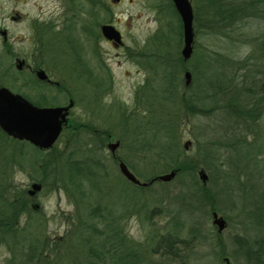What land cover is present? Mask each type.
<instances>
[{
	"label": "rangeland",
	"instance_id": "374dc122",
	"mask_svg": "<svg viewBox=\"0 0 264 264\" xmlns=\"http://www.w3.org/2000/svg\"><path fill=\"white\" fill-rule=\"evenodd\" d=\"M168 4L167 0H120L118 4H113L110 0H97L95 5L100 24H108L122 34L123 44L132 49V58L126 54V49L113 47L106 43L101 35L98 37L97 57L100 62L99 68L102 70L100 88L104 87L105 90H101L102 93L96 105L92 85L84 80L85 83H82L78 78L79 67L75 58L78 56L81 37L83 38V35L80 34L81 30L78 28L81 22L77 18L75 25L68 21L66 23L62 21L63 17L68 19L70 13L76 17L79 15V18L82 19L81 12L89 10L87 0H73L72 3L70 0H0V31L5 32V40L0 35V72L5 69L9 71L6 74L2 73L1 80L5 84L4 87L16 94L25 96L33 94L35 88L31 85L32 76H29L28 70L18 73L15 69L14 59H23L27 63H31L32 39L41 36L44 38L41 58L51 70L52 78L59 81L58 89L63 93L58 95V99L52 101L51 104H66V95L73 100L74 104L70 110L69 121L62 128L52 147L49 150L41 151L36 157L38 159V164L35 165L36 169H31L28 166L22 171L15 169L7 178L10 193L13 192L16 196L22 192L26 194L30 189V184L37 183L36 180H39L43 174L41 170L37 169L42 167L41 162L50 160L48 156L55 157L57 168L53 163L49 168H55L56 171L49 172V174L45 172V185L42 184L40 190L32 196L27 195L28 198L31 197L28 205L33 211L31 217H33L34 224H37L35 235L41 236L40 241L43 236L58 239V242L64 239L62 241V246H64L77 227L78 214L71 197L62 190L52 187L56 174L60 172L62 160L66 162L71 159L95 158L96 161L98 159L108 176L101 182V191L96 197L102 203L110 204L115 215L126 208L128 212L124 214L126 219L122 221V225L128 238L134 242L142 243L149 233L165 232L168 218L157 216L144 222L141 219L143 212L139 209L146 200L153 199L152 203L146 206L147 210H151L162 202H157L159 196H172L177 190L174 179L167 185L164 192L160 191L161 187L158 185L160 182L153 184L150 191L144 187H128L124 184L125 178L119 171L117 163L111 158V150L107 146L118 142L119 146L115 151L117 159L119 158L127 167L129 166L130 173L137 178L139 183H143L144 177L150 172L160 169L161 165L157 166L154 161L148 158L146 144L143 143V139L146 137L145 133L137 136V133L134 132L136 126L143 129L141 125L146 122L147 107H155L152 116L158 121L165 117L176 124L181 147L189 141L187 148H182L184 161L192 159L198 162L201 149L209 148L211 141H221L223 136L219 133H222L224 129L237 131V127L228 126L230 120L227 123L220 110L214 111L209 116L198 114L189 116L179 113V92H177L175 104L171 106L168 103V84L162 82L158 77L161 74V69L159 66H156V71L151 68L157 54L155 50L159 48V51L169 50L179 53L182 47V41L177 46V40L174 37L164 38L165 32L168 30L167 22L170 21L174 32L177 31V23ZM16 15H19L17 20L14 19ZM69 19L71 18L69 17ZM42 25L45 27L43 30L40 29ZM195 30L191 60L197 61L196 64L201 74L195 73L196 87L194 90H196V97L202 98L200 101L205 104L203 106L209 108L214 105L213 89L225 87L226 84L228 86L227 81L230 79L236 89L241 85V82L249 86L253 79L260 78L254 72L253 65H257V69H260L262 61L252 58L256 56L252 44H254V39L264 32V21L249 20L240 29L230 33L229 38L211 34L202 28ZM34 31H36V35ZM204 55L205 63L202 61ZM246 56L249 57L247 66L237 70L236 62H241ZM87 59H90L89 55ZM223 59H227V62L232 64V68L222 65ZM135 61H138L139 64L136 65ZM89 63L92 62L89 61ZM221 71L224 73L220 74ZM198 75L203 78L198 79ZM255 76L256 78H254ZM104 77L107 79V84ZM143 79L147 82H144L140 89L137 88ZM180 84H177L178 91L182 90ZM206 84H209L210 87H207V92H204ZM235 89L230 86L227 94L234 93V97L239 96V94L235 96ZM149 90H155V93L148 96ZM220 92L223 93V91ZM48 96L53 97L54 95ZM214 97H220V94H216ZM260 124L264 126V118L261 119ZM88 127L93 130L89 131ZM142 129L140 130L142 131ZM252 132L253 130L250 133L253 134ZM251 134L250 137L247 136V140L251 138ZM160 138L161 136L157 137L158 142L161 141ZM135 139L136 141H134ZM90 147L94 149V152L90 150ZM243 152L242 150L241 153ZM4 154L5 150L0 145V165ZM25 154L27 159L31 160L34 151L27 148ZM225 156L226 154L221 151L219 159H223ZM263 157L264 155H258V159ZM238 166L234 165L231 173H223L226 178L221 179H217L219 174L217 177L213 174L209 180V175L205 170L201 171L200 166L196 170L195 177L198 184H201V179L198 180L201 171L205 175L204 181L207 178L209 180L206 186L209 189L211 187L217 195L211 199L209 196L208 199L202 201V204L192 203L193 213L190 218H184L185 216L181 218L186 228L194 226L199 233V236L192 238L188 250L177 246L181 255L179 260L184 261V264H225L224 258H227L229 264H247L242 257L241 250H236L238 249L236 241L243 239L248 242L256 236L252 225L245 216L250 211L252 214L254 212L258 215L262 208H259L260 205H258L256 209H253L256 206L248 197L251 192L249 187L245 185L242 188L243 185L239 184H243L244 180L239 176L242 171ZM3 171L0 169V175L5 184L7 172L3 173ZM226 179L225 189L219 190V186L215 184L217 181H226ZM232 180L236 185L232 183ZM210 202L219 209L216 212L217 217L220 216L224 221L220 232L213 224ZM33 204L38 208L32 207ZM167 205L168 209L175 207V204ZM135 212L137 214H133ZM26 223L27 216L20 217L19 227L23 228ZM183 231L186 232V230ZM180 237L186 238L185 233L182 232ZM153 246L152 243L151 247ZM221 251L224 255L220 254ZM7 259L6 250L0 248V264H5ZM149 260L152 264H179L176 261L170 263L157 257H152Z\"/></svg>",
	"mask_w": 264,
	"mask_h": 264
},
{
	"label": "trees",
	"instance_id": "16d2710c",
	"mask_svg": "<svg viewBox=\"0 0 264 264\" xmlns=\"http://www.w3.org/2000/svg\"><path fill=\"white\" fill-rule=\"evenodd\" d=\"M167 1L177 23V31L172 30L170 21L167 22L168 30L165 32L164 38L174 37L178 46L181 42V26L173 6L169 0ZM189 2L193 10L194 35L196 34L195 29L202 28L211 34L229 38L230 33L240 29L249 20L264 21V0H189ZM253 43L256 56L252 58L262 61V67L258 66L260 69H257V65H253L254 72L260 78L253 79L249 86L241 82V85L236 89L232 79L227 81L228 86L226 84L225 87L214 88L212 95L214 105L209 108L203 106L205 104L200 101L202 98L196 97V90H194L196 87L195 73H200L197 61L192 59L183 62L180 54L175 50V52L159 51V48L155 50L157 54L151 66L154 71L157 70L156 66H159V69L164 71L187 70L192 75L190 88L182 87V90L178 91L175 85L173 88L168 87L167 99L171 106L175 104L177 92H179V113L189 116L196 114L209 116L214 111L220 110L227 123L230 120L228 126L237 127V131L224 129L222 133H219L223 136L221 141H211L209 148L201 149L198 162L192 159L184 161L182 159L183 147L179 144L176 124L165 117L158 121L152 116L155 107L152 106V109L147 107L146 122L141 125L143 129L136 126L134 132L137 133V136L145 133L146 137L143 139V143L146 144L148 158L154 161L157 166L161 165L162 167L144 177V185H135L126 179L125 183H122L128 187H144L150 191L153 184L160 182L158 183L161 187L160 191L164 192L167 185L174 179L177 190L172 196H159L157 202H162L151 210H147L146 206L152 203L153 199L146 200L141 204L139 210L143 212L141 219L144 222L157 216L168 218L164 233H149L142 243L132 241L123 229L122 221L126 219L124 214L128 212L126 208L115 215L110 204L102 203L96 197L101 191V182L107 179L108 175L99 164L98 159L96 161L95 158L71 159L66 162L62 160L60 172L56 174L52 187L62 190L71 197L78 214L77 227L66 244L63 243L64 246H62L64 239L58 242V239L43 236L40 241L41 236L35 235L37 224H34L33 217H31L33 211L28 205L31 197L28 198L29 195L25 192L18 196L13 192L10 193L7 178L15 169L22 171L26 166L36 169L35 165L38 164L36 157L41 151L46 150H38L27 142L15 140L0 131V145L5 150L0 169L4 170L3 173L7 172L5 184L0 175V248L5 249L8 254L5 264H152L149 260L152 257L163 258L170 263L176 261L179 264H184V261L179 260L181 255L177 246L188 250L192 238L199 236V233L194 226L186 228L181 218L183 216L190 218L193 213L192 203L202 204V201L208 199L209 196L210 199L215 197L217 194L211 187L209 189L206 183L213 174L216 177L219 174L217 179L226 178L223 173H231L234 165H239L238 167L242 171L239 176L243 178L244 182L239 184L243 185L242 188L247 185L251 191L248 197L256 206L253 209H256L258 205H260L259 208H262L258 215L254 212L252 214V211L247 212L245 218L252 225L256 236L248 242L243 239L237 240L238 249L236 250H241L242 257L247 264H264V157L258 159V155H264V126L260 124L261 119L264 118V32L258 35ZM248 59L249 57L246 56L241 62H236V69L245 68ZM202 61L205 63V55L202 56ZM227 61V59H223L221 64L232 68V64ZM222 72L224 73V71L219 73ZM2 73L6 74L9 71L5 69L0 72V87L5 85L1 80ZM197 78L202 79L203 77L198 75ZM178 82L177 84H179ZM230 86L235 89V96L236 94L239 96L234 97V93L227 94ZM207 87L210 85H205L204 92H207ZM220 91L223 93L221 94ZM201 92L203 94V90ZM153 93L155 90H149L148 96ZM216 94H220V97H214ZM224 94L227 95L224 96ZM220 100L222 102H219ZM88 130L92 131L93 129L88 127ZM252 130L253 134L250 133ZM250 134L251 138L247 140V136L250 137ZM159 136H161V141L158 142L157 137ZM27 148L34 151L31 160H28L25 154ZM90 150L94 152L92 147ZM242 150L243 153H241ZM221 151L226 154L223 159H219ZM45 157L47 156L45 155ZM48 158L50 160L42 161V167L37 168L43 172L41 178L36 180L40 186L45 185L46 173L56 171L55 168H49L50 164L53 163L57 168L55 157L48 156ZM199 166L201 171L205 170L209 175V180L207 178L204 182L198 176L200 185L195 177ZM169 172H173L174 175L168 181L163 182L157 179L158 176ZM232 183L236 185L233 180ZM226 184L227 179L226 181H217L215 185L219 186V190H221L225 189ZM169 203L171 206L175 204V207L168 209L167 204ZM218 210L214 204H210V213ZM22 216H27V223L25 226L23 225V228H20L19 219ZM182 232L186 236L184 239L180 237ZM152 243L153 247H151ZM220 254L224 255L223 251Z\"/></svg>",
	"mask_w": 264,
	"mask_h": 264
},
{
	"label": "water",
	"instance_id": "95a60500",
	"mask_svg": "<svg viewBox=\"0 0 264 264\" xmlns=\"http://www.w3.org/2000/svg\"><path fill=\"white\" fill-rule=\"evenodd\" d=\"M118 1L111 0L112 3ZM170 2L180 22L182 41L180 56L185 61L192 52L194 38L192 6L189 0H170ZM100 29L104 38L116 42L120 41V34L114 27L102 25ZM0 35L4 37L5 32L0 31ZM36 74L39 78H44L42 72ZM184 77L187 80V72L184 73ZM70 107L71 103L65 107H37L2 86L0 87V131L15 140L27 142L38 150H47L52 147L65 126ZM117 145V142L112 143L109 145V149L113 151ZM188 145L189 141L183 145V148L186 149ZM119 171L127 181L136 185H144V183H139L123 164H120ZM199 174L201 181L204 182L205 175L201 171ZM173 175V172H169L158 176L157 179L165 182L171 179ZM29 187L30 189L27 191L29 196L40 190L38 183H31ZM211 217L217 231L220 232L224 226L223 219L220 216L217 217L215 212L211 213ZM226 264H228L227 261Z\"/></svg>",
	"mask_w": 264,
	"mask_h": 264
},
{
	"label": "flooded vegetation",
	"instance_id": "af4514ba",
	"mask_svg": "<svg viewBox=\"0 0 264 264\" xmlns=\"http://www.w3.org/2000/svg\"><path fill=\"white\" fill-rule=\"evenodd\" d=\"M70 1H71V3L73 2V0H70ZM119 2H120V0L115 4H118ZM95 3H97V0H87L89 10L81 12V15L83 16L82 19L79 18V15L76 17V15L70 13L69 17L71 19H69V17H68V19L66 17H63L62 21H63V23H66L68 21L74 25H75V22H77V19L81 22L80 27H78V28L81 30L80 34L83 35V38L81 37V42H80L81 45H80V48L78 50L79 51L78 56L75 58L76 63L78 64V67H79L78 78L82 81V83L87 82V83L92 85L91 87L94 89L93 98L95 99L94 101L97 105L98 100H99V96L102 93L101 90H105L104 87L100 88V80L102 77L101 76L102 70H101V68H99L100 62H99V59L97 57V55H98V53H97L98 37L101 35V37L105 40V42L112 45L113 47L126 49V54L130 58H132V55H131L132 49L130 47H126L123 44V36L120 32H119V34H120V41L119 42H116L113 40H108V39L104 38V36L101 33L100 28L102 25H108V24H102V25L100 24L101 22H100V20H98V15H97L98 11H97V6L95 5ZM69 11H67V12L69 13ZM72 18H74V19H72ZM14 19L15 20L19 19V15H16ZM55 20H56V18H55ZM44 28H45L44 25H42L40 29L43 30ZM57 31H61V30H57ZM34 34L36 35V31H34ZM2 38H3V40H5V36ZM43 41H44V38L41 36L40 37H34L32 39V42H31V44H32L31 60H30L31 63H27L23 59H14L15 63H16L15 64L16 71L18 73H20L23 70H28L29 76H32V78H31L32 84L31 85H33L35 88L32 95H29V96L26 95L25 96V95H21L18 93L17 94L20 95L22 98H24L26 101H28L30 104L37 106V107H65L69 103H71V107L68 109V114H67V118H66V122H68L70 119L69 118L70 114H71L70 110L74 105L73 100L71 98L67 97V95H66L65 96V100H67L66 104H62V105H52L51 104L52 101H55L58 99V97H57L58 95L63 94V93L61 92V90L58 89L59 88V81L52 78L51 70L48 68V65H46L41 58V55H42V52L44 49ZM179 54H180V51H179ZM88 55H89L90 59H87ZM191 55H192V52H191L189 58L185 61L183 60V62L190 61ZM140 56H141V53H140ZM89 61H91L92 63L90 64ZM135 64L138 65L139 62L135 61ZM37 72H42L44 78H39L38 75L36 74ZM185 72L188 73L187 80L184 77ZM103 73H105V71H103ZM160 73L161 74L158 76L159 79L162 82H166L168 84V87H170V88H173L174 85H175V87H177L176 84L178 81H180V82H178L179 84L182 83L180 85H182L183 88H190L192 85V75H191L190 71H187V70L179 71L178 70V72H175V71L161 70ZM83 80L85 82H83ZM186 81H187V84H185ZM144 82H147V80L143 79L139 83L137 88L140 89V87H142V84ZM106 84H107V79H106ZM14 94H16V93H14ZM50 94H53L54 96L53 97L48 96ZM107 146H109V145H107ZM118 146H119V144L115 147V149L113 151H110L111 158L114 159V161L117 163L118 168H119L120 164H123L126 167V169L129 171L130 170L129 166L127 167L121 160L117 159V157L115 155V151L117 150ZM31 206L36 208V209L38 208L34 204ZM226 261H227V258H224L225 264H226ZM228 264H229V262H228Z\"/></svg>",
	"mask_w": 264,
	"mask_h": 264
}]
</instances>
